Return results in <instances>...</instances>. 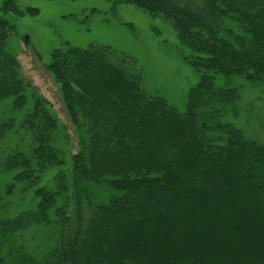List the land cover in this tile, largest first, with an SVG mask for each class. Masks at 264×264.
<instances>
[{"label":"trees","instance_id":"1","mask_svg":"<svg viewBox=\"0 0 264 264\" xmlns=\"http://www.w3.org/2000/svg\"><path fill=\"white\" fill-rule=\"evenodd\" d=\"M135 1L165 13L182 42L205 54L193 62L203 68L200 83L181 112L149 92L110 46L57 49L51 66L78 134L77 198L54 209L41 187L36 208L1 217L0 264H213L228 251L234 264H264V146L227 117L238 115L237 89L207 74L264 76V0ZM9 34L0 18V99L15 97L20 108L26 88ZM54 120L37 108L20 128L13 117L0 119V144L12 129H23V141L31 134L26 153L12 148L0 159L3 172L18 165L15 178L34 185L59 164ZM82 179L110 188L107 201L92 202L88 187L83 196Z\"/></svg>","mask_w":264,"mask_h":264},{"label":"rangeland","instance_id":"2","mask_svg":"<svg viewBox=\"0 0 264 264\" xmlns=\"http://www.w3.org/2000/svg\"><path fill=\"white\" fill-rule=\"evenodd\" d=\"M230 16L241 20L237 12ZM0 18L9 27L7 48L17 60L26 88L20 108H14L15 97L0 99V119L15 118L16 129L35 108L50 112L55 118L54 145L60 161L47 167L34 185L15 178L18 165L6 172L0 168V218L36 208L40 200L37 189L41 187L56 199L54 209L68 210L67 199L77 198L72 179L79 168L73 156L78 148V134L64 110L62 81L51 66L57 49L67 45L86 47L91 43L110 46L119 57L126 58L125 65L130 71L142 74L149 92L163 97L181 112L187 108L189 92L200 83L203 68L193 62L196 60L200 65L195 55L205 54L189 49L182 42L179 28L165 13L147 9L135 0H0ZM207 74L213 76L216 85L237 89L239 96L234 107L238 115L230 113L227 117L247 138L264 146V76L258 73L256 78H250L249 74L228 75L212 70ZM14 129L7 132L0 144L1 160L9 157L12 148L27 151L31 134L26 133L25 142L23 129L13 133ZM81 183L83 196L87 195L88 187L91 195L87 196L92 202L107 201L110 188L86 179ZM83 196L79 195L80 201ZM53 218L56 214L51 213L48 219ZM235 253L228 251L223 262L213 264H234Z\"/></svg>","mask_w":264,"mask_h":264}]
</instances>
